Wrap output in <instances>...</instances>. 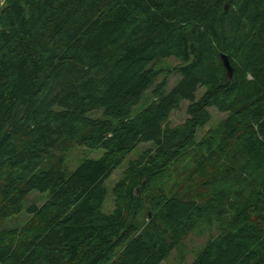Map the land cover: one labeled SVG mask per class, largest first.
<instances>
[{"label":"trees","instance_id":"1","mask_svg":"<svg viewBox=\"0 0 264 264\" xmlns=\"http://www.w3.org/2000/svg\"><path fill=\"white\" fill-rule=\"evenodd\" d=\"M204 227L191 264H264V0H5L0 264H162Z\"/></svg>","mask_w":264,"mask_h":264},{"label":"rangeland","instance_id":"2","mask_svg":"<svg viewBox=\"0 0 264 264\" xmlns=\"http://www.w3.org/2000/svg\"><path fill=\"white\" fill-rule=\"evenodd\" d=\"M5 0H0V12L3 8ZM169 67L173 68L177 65L176 60L171 59L168 61ZM180 76L177 74H171L168 76V83L169 86L166 90L167 93H169L175 86L176 83L179 81ZM150 96V94H149ZM145 99L142 100V102L137 105L134 109V113H139L142 111V109L145 107ZM188 106V102H185L182 105V108L174 112L171 115L170 118V126L174 127L177 125H181L184 123V121L187 119L186 115V108ZM214 113V122L217 123L219 119H221L222 115L213 112ZM96 115L95 113H92L91 116ZM150 147L149 145H139V147L131 154V156L127 159L126 163L131 160L137 158V156L140 154L141 151L147 149ZM104 150L103 149H90L86 147H75L70 152L64 154L65 157V164L67 172L71 173L75 169L79 167V165L85 161L86 159H99L103 156ZM126 163L123 165V167L116 170L111 179L109 180V185L113 187L123 176V172L126 168ZM41 199L44 203L46 196H38V194L32 195L31 199ZM110 205H113V200H111ZM26 217V215H25ZM24 216L19 219L20 223H23L25 220ZM23 220V221H22ZM20 225V224H18ZM17 225V226H18ZM7 226L12 227L11 224L7 223ZM217 234L216 229H206L205 227L197 230L194 234H192L185 243L180 246L178 249L174 250L170 257L164 261L162 264H191L194 259L197 257V255L201 252V250L204 248L208 240L212 237H214Z\"/></svg>","mask_w":264,"mask_h":264},{"label":"water","instance_id":"3","mask_svg":"<svg viewBox=\"0 0 264 264\" xmlns=\"http://www.w3.org/2000/svg\"><path fill=\"white\" fill-rule=\"evenodd\" d=\"M222 60H223L224 66H225V68H226L228 74H229L230 76H232V74H233V69H232L231 63H230V61H229V58H228L226 55L222 54Z\"/></svg>","mask_w":264,"mask_h":264}]
</instances>
